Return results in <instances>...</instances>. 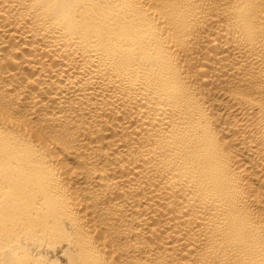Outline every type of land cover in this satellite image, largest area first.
Listing matches in <instances>:
<instances>
[{"label":"bare ground","instance_id":"6f19581e","mask_svg":"<svg viewBox=\"0 0 264 264\" xmlns=\"http://www.w3.org/2000/svg\"><path fill=\"white\" fill-rule=\"evenodd\" d=\"M0 264H264V0H0Z\"/></svg>","mask_w":264,"mask_h":264}]
</instances>
